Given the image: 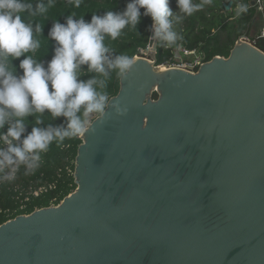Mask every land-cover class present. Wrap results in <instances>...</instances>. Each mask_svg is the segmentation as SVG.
Returning a JSON list of instances; mask_svg holds the SVG:
<instances>
[{
  "label": "water",
  "instance_id": "obj_1",
  "mask_svg": "<svg viewBox=\"0 0 264 264\" xmlns=\"http://www.w3.org/2000/svg\"><path fill=\"white\" fill-rule=\"evenodd\" d=\"M152 35L78 137L76 190L2 224L0 264H264V52L246 31L191 72Z\"/></svg>",
  "mask_w": 264,
  "mask_h": 264
},
{
  "label": "clouds",
  "instance_id": "obj_2",
  "mask_svg": "<svg viewBox=\"0 0 264 264\" xmlns=\"http://www.w3.org/2000/svg\"><path fill=\"white\" fill-rule=\"evenodd\" d=\"M81 2L69 0L76 8ZM175 2L178 12L171 8V0H129L123 11L94 14L90 21L77 19L75 14L68 15L64 23L55 21L48 34V40L55 41L54 55L45 65L34 58L41 48L35 36L43 34V27L31 18L45 13L53 0L47 7L43 0L35 4L31 0H0V170L8 169L4 180H15L21 167L25 175L34 174L41 166L42 154L54 143L60 146L85 134L94 121L105 117L112 100L108 92L112 74L124 80L136 63L135 56H113L106 38L115 41L124 29H137L143 15L151 18V39L171 48L183 40L175 24L200 11L209 0ZM247 10L246 4H238L236 15ZM17 60L22 74L14 63ZM85 66L88 74H94L88 79L81 78ZM45 113L52 120L64 118L65 123L42 127ZM29 117L35 121L27 132Z\"/></svg>",
  "mask_w": 264,
  "mask_h": 264
},
{
  "label": "trees",
  "instance_id": "obj_3",
  "mask_svg": "<svg viewBox=\"0 0 264 264\" xmlns=\"http://www.w3.org/2000/svg\"><path fill=\"white\" fill-rule=\"evenodd\" d=\"M233 1L232 10L226 11L224 5ZM253 0H193L194 3H204V7L195 12L192 16H185L180 23L175 24V30L182 36L183 40L178 41L176 46L165 48L158 42L156 53V65L169 64L177 49L182 46L188 50H196L204 63L211 61L214 57L227 58L238 39L247 31L249 36L252 24L256 19V7H252ZM257 1V0H255ZM33 4L37 0H31ZM129 0H82L79 8H76L69 0H53V6L47 7L49 0H43L47 11L43 14L31 18L33 23H40L43 27V34L36 35L35 38L41 42V48L36 52L34 58L47 64L54 55L55 41L48 40V34L55 21L65 22L68 15L75 14V18L81 17L90 21L92 15H103L107 11L121 12ZM264 3V0H262ZM246 4L247 12L236 15V6ZM171 8L178 12L175 0H171ZM143 13V9L141 10ZM25 19H28L25 14ZM152 21L150 17H143L137 29L126 28L121 36L112 41L108 38L105 44L112 49V55L126 54L128 56L144 57L142 52L148 51L151 36ZM249 39V37H248ZM251 39V38H250ZM249 39V40H250ZM254 46L264 52V39L259 35L254 36L250 41ZM24 57H21L23 59ZM19 70V60L14 61ZM85 75L82 79H88L86 66ZM120 90V80L115 73L109 81L108 92L112 97L116 96ZM154 99L158 94L154 93ZM47 127L49 124L59 126L64 124V118L52 120L48 113L42 117ZM35 117L27 118V132L31 131ZM27 134V133H26ZM82 141L76 137L65 140L60 146L55 143L47 153L42 154L40 168L30 175H25V169L20 168L17 177L13 181H6L2 177L8 169L0 170V226L9 220L20 215H29L35 210L48 208L52 205H59L67 196L73 193L77 185L75 184L74 172L76 157ZM46 187L47 191L35 197L31 192L39 188ZM52 187V188H50Z\"/></svg>",
  "mask_w": 264,
  "mask_h": 264
},
{
  "label": "built area",
  "instance_id": "obj_4",
  "mask_svg": "<svg viewBox=\"0 0 264 264\" xmlns=\"http://www.w3.org/2000/svg\"><path fill=\"white\" fill-rule=\"evenodd\" d=\"M257 6L259 7L260 10L264 9V3L262 2V0L257 1ZM259 37L261 39H264V26L262 28V32L260 33ZM189 57H193V58L189 59ZM203 64L204 62L196 50H188L180 46L177 49L172 60L169 62V64L162 66L165 68H178L186 71L196 72ZM45 191H47V188L42 187L39 188L38 190L31 192V194L35 197H38L41 193Z\"/></svg>",
  "mask_w": 264,
  "mask_h": 264
},
{
  "label": "rangeland",
  "instance_id": "obj_5",
  "mask_svg": "<svg viewBox=\"0 0 264 264\" xmlns=\"http://www.w3.org/2000/svg\"><path fill=\"white\" fill-rule=\"evenodd\" d=\"M258 1V0H257ZM264 26V9H259L256 14V19L252 24V29L250 30L249 36L248 37H254L257 35H260L262 32V28ZM143 56L146 58H150L152 55L151 49H148L146 52H142ZM193 57H189V59H192ZM185 59V58H184ZM55 206V205H52Z\"/></svg>",
  "mask_w": 264,
  "mask_h": 264
},
{
  "label": "crops",
  "instance_id": "obj_6",
  "mask_svg": "<svg viewBox=\"0 0 264 264\" xmlns=\"http://www.w3.org/2000/svg\"><path fill=\"white\" fill-rule=\"evenodd\" d=\"M250 38L252 39L253 37L251 36V37H249V39H250ZM251 39H250L249 41H251Z\"/></svg>",
  "mask_w": 264,
  "mask_h": 264
}]
</instances>
